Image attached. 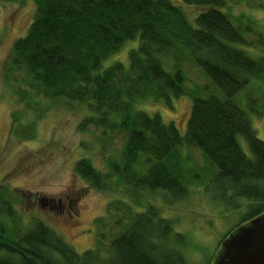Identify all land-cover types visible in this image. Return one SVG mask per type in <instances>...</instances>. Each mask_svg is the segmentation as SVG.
Listing matches in <instances>:
<instances>
[{
  "label": "trees",
  "instance_id": "trees-1",
  "mask_svg": "<svg viewBox=\"0 0 264 264\" xmlns=\"http://www.w3.org/2000/svg\"><path fill=\"white\" fill-rule=\"evenodd\" d=\"M225 2L183 0L186 6L203 9L193 25L183 8L170 0H34L32 21L13 43L4 79L9 82L22 73L19 83L35 99L86 104L90 116L79 124L80 131L92 126L101 128L107 138L121 136L122 149L117 160L107 161L106 172L83 158L76 162L75 174L91 189L121 192L132 203L110 202L96 225L107 226L110 220L120 225L122 218L127 223L106 245L105 233L97 234L95 248L81 254L39 221L13 239L0 228V264H191L181 251L185 236L174 230L172 219L164 217L159 206L141 202L157 192L173 200L187 195L197 175L188 174L183 166L184 147L200 150L214 168L212 181L222 187L224 203L235 209L246 205L216 255L229 234L264 215V142L232 100L252 79L264 75L263 57L252 59L232 45H264V35L247 43L221 12ZM136 40L128 68L120 62L103 67L127 41ZM183 51L225 97L194 93L185 135L159 114L137 108L152 101L172 109L174 101L187 94L180 66ZM160 56L172 60L171 71L163 68ZM23 89L14 90L28 97ZM36 101L27 108L41 110ZM239 136L249 154L241 148ZM133 203L143 205V210L135 211ZM111 209L121 216L115 220Z\"/></svg>",
  "mask_w": 264,
  "mask_h": 264
},
{
  "label": "rangeland",
  "instance_id": "rangeland-1",
  "mask_svg": "<svg viewBox=\"0 0 264 264\" xmlns=\"http://www.w3.org/2000/svg\"><path fill=\"white\" fill-rule=\"evenodd\" d=\"M170 1L180 5L195 25V18L203 9L186 6L183 0ZM225 1L221 12L229 17L247 43L256 42L260 34L264 35V0ZM34 9V0H0V228L4 229L6 237L13 239L26 234L39 221L81 254L95 248L97 234L105 233L103 243L106 245L127 223V219L122 218L120 225H113L111 220L107 221V226L105 223L106 227L96 225L109 203L123 200L131 204L132 200L118 191L91 189L75 174L76 162L88 159L95 169L106 172L107 161L117 160L123 141L117 134L105 137L101 128L90 126L84 131L78 130L79 124L90 116L86 104L35 99L33 93L19 83L22 73L14 74L9 82L4 79L3 70L13 43L27 32ZM137 45V40L127 41L117 54L104 61L103 67L120 62L128 68L129 51ZM232 46L252 59L264 58V45ZM183 53L180 66L187 94L175 100L172 109L152 101L137 105L150 115L159 114L166 124L173 122L181 135L186 132L193 95H197L194 93H199L200 97L225 98L189 53ZM159 61L165 70H172L171 59L160 56ZM17 87H23L28 97L17 93L14 90ZM33 100L40 102L41 110L27 108L26 104ZM232 100L246 113L257 137L264 142V75L252 79ZM46 106L48 109L43 112ZM38 115L42 116L38 119ZM238 142L249 154L245 139L239 136ZM182 154L186 172L197 175L187 195L173 200L157 192L145 195L141 202L159 206L162 215L172 219L174 230L185 236L186 244L181 251L187 261L205 264L215 260L219 243L241 220L246 205L235 209L220 199L222 187L212 181L214 168L200 150L184 147ZM226 194L228 196V192ZM132 205L135 211L143 210V205ZM111 213L115 220L121 216L113 209Z\"/></svg>",
  "mask_w": 264,
  "mask_h": 264
},
{
  "label": "water",
  "instance_id": "water-1",
  "mask_svg": "<svg viewBox=\"0 0 264 264\" xmlns=\"http://www.w3.org/2000/svg\"><path fill=\"white\" fill-rule=\"evenodd\" d=\"M212 264H264V215L229 234Z\"/></svg>",
  "mask_w": 264,
  "mask_h": 264
},
{
  "label": "flooded vegetation",
  "instance_id": "flooded-vegetation-1",
  "mask_svg": "<svg viewBox=\"0 0 264 264\" xmlns=\"http://www.w3.org/2000/svg\"><path fill=\"white\" fill-rule=\"evenodd\" d=\"M47 203H48V202H47ZM69 205H70L71 208L73 207V204L70 203ZM59 206H60V205H59Z\"/></svg>",
  "mask_w": 264,
  "mask_h": 264
}]
</instances>
